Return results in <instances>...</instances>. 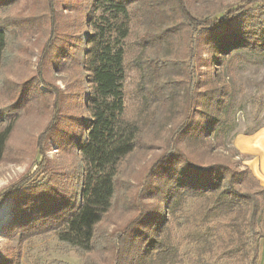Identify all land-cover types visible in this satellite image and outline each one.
Listing matches in <instances>:
<instances>
[{
	"label": "trees",
	"instance_id": "trees-1",
	"mask_svg": "<svg viewBox=\"0 0 264 264\" xmlns=\"http://www.w3.org/2000/svg\"><path fill=\"white\" fill-rule=\"evenodd\" d=\"M19 1L0 0L1 74L11 64L16 38L44 22L51 29L37 71L20 83L0 80V88L11 99L8 110L0 111V161L8 154L9 115L28 109L33 92H38L31 85L36 80L54 93L52 116L38 141L45 153L46 139L59 122L62 97L46 79L45 69L75 62L87 72L84 103L89 114L78 117L77 130L64 145L74 162L67 183L61 184L59 175L51 172L29 184L27 177L14 187L10 236L21 242L54 235L60 249L92 250L97 228L118 194L123 160L141 148L149 130L179 116L161 153L144 167L137 194L130 200L118 195L122 206L132 207L134 213L107 241L110 264H257L258 243L264 238L258 226L264 225V188L230 156L212 152L214 135H225L224 90L213 65L215 60L222 64L235 50L264 53V0H245L213 19L195 18L183 0H91L87 18L81 21L83 30L70 41L74 35L54 31V0L36 3L38 10L23 20L31 22L30 28L7 23L2 13ZM251 4L260 6L250 9ZM98 9L103 13L95 17ZM132 20L141 26L136 58L128 57L126 44ZM90 22L92 30L87 28ZM185 23L202 33L205 50L213 57L204 78L193 51L197 40L181 56L170 50V41ZM229 25L235 27L226 29ZM132 63L139 78L133 92L138 106L131 114L123 81ZM143 113L152 117L146 128L148 117ZM46 160L43 156L39 170L49 171ZM10 191L0 195V203ZM172 228L181 234L171 238ZM0 264H19L18 255L0 257Z\"/></svg>",
	"mask_w": 264,
	"mask_h": 264
},
{
	"label": "rangeland",
	"instance_id": "rangeland-1",
	"mask_svg": "<svg viewBox=\"0 0 264 264\" xmlns=\"http://www.w3.org/2000/svg\"><path fill=\"white\" fill-rule=\"evenodd\" d=\"M47 0H20L15 5L2 13L3 19L10 25H26L22 29L32 27L30 21H23L27 16L38 10V5ZM91 0H54L53 13L55 14L54 31L59 34L74 35L68 40L76 39L83 30L82 20L87 18L86 12ZM245 0H183L189 13L197 19H213L223 13L234 9L244 3ZM257 4L248 6L250 9L259 8ZM264 9V6H262ZM101 9L95 13L100 15ZM47 17V15H46ZM236 25L240 20H236ZM23 37L15 39L17 47L10 57V66L5 68L4 74L0 73V80H11L20 83L32 76L38 69L42 47L50 36L49 23H42ZM92 22L87 25L92 30ZM229 25L226 29H233ZM141 26L137 20H132L130 35L126 39L128 45V57H137L138 37ZM200 35V36H199ZM60 36V35H59ZM197 40L193 51L199 56V74L204 78L209 72L207 64L213 57L204 47V37L198 30L188 28L186 23L178 30L177 35L170 41V50L176 55H183L192 45V40ZM75 44V42H73ZM72 43V45H73ZM13 50V46L11 47ZM149 50L144 52V56ZM170 56H174L171 54ZM197 62V61H196ZM213 69L219 73V83L224 90V127L223 138L221 134L214 135L212 152L219 156H230L239 169L247 168L258 180L260 187L264 188V53L253 54L245 51H232L222 64L214 61ZM132 63L127 69V75L123 81V89L126 93V105L132 114L138 106V100L134 97V89L138 82V71ZM47 80L53 82L61 93V105L59 110V122L55 124V131L46 139L45 153H41L38 141L42 131L49 124L52 116V102L54 93L46 84L36 80L31 82L37 86L38 92H33V100L26 111H17L9 115L12 122V132L9 138L8 154L5 160L0 161V195L11 190L0 203V257L18 255L19 264H110V256L107 241H111L115 233L119 231L134 213L131 207L122 206L123 194L127 200L133 199L139 190V181L143 175L144 167L149 165L152 159L162 151L163 141L171 135V130L178 121L179 116L165 123V125L149 130L148 137L144 135V144L134 153L123 160L119 168L118 194L109 213L101 221L97 228V237L93 249L86 253H79L73 249H60L59 242L54 235L47 238L33 237L28 240H19L10 236L7 229L12 217L14 187L19 185L27 177H31L27 184L36 182L47 176V173L59 175L60 183L68 182L74 170L72 155L65 148V142L70 134L77 130L78 117L89 114L84 103L86 95V71L72 63L66 68L45 69ZM11 99L7 92L0 88V111L8 110ZM183 102H179V107ZM146 124L152 117L149 113H143ZM150 118V119H149ZM149 138V140H148ZM150 143V146H149ZM46 156L45 167L50 171L39 170L37 166ZM48 177H46L47 179ZM12 186V187H11ZM254 190L258 189L253 188ZM149 201V200H146ZM259 228L263 231L264 225L260 222ZM181 234L178 229L172 228L171 238ZM264 242L261 238L258 243L257 264H264V257L260 251V245ZM188 246L182 247L184 251Z\"/></svg>",
	"mask_w": 264,
	"mask_h": 264
},
{
	"label": "crops",
	"instance_id": "crops-1",
	"mask_svg": "<svg viewBox=\"0 0 264 264\" xmlns=\"http://www.w3.org/2000/svg\"><path fill=\"white\" fill-rule=\"evenodd\" d=\"M260 251H261V257H262V253H263V257H264V242H262L260 245Z\"/></svg>",
	"mask_w": 264,
	"mask_h": 264
}]
</instances>
